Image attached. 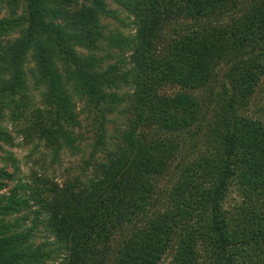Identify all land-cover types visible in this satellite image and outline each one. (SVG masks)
I'll use <instances>...</instances> for the list:
<instances>
[{
    "label": "trees",
    "instance_id": "16d2710c",
    "mask_svg": "<svg viewBox=\"0 0 264 264\" xmlns=\"http://www.w3.org/2000/svg\"><path fill=\"white\" fill-rule=\"evenodd\" d=\"M122 12L129 34L103 22ZM258 90L264 0H0V148L15 145L5 120L57 157L79 101L100 117L97 145L109 114L130 113L84 177L25 180L8 155L0 264H264Z\"/></svg>",
    "mask_w": 264,
    "mask_h": 264
},
{
    "label": "rangeland",
    "instance_id": "374dc122",
    "mask_svg": "<svg viewBox=\"0 0 264 264\" xmlns=\"http://www.w3.org/2000/svg\"><path fill=\"white\" fill-rule=\"evenodd\" d=\"M114 7L117 6L114 5ZM121 16L125 19V23L114 19L103 20V22L108 24L107 29L114 32L119 30L126 34L133 32L134 30L126 25L131 19L127 18L126 13L124 12L121 13ZM105 46L107 50L111 51V53L119 52L117 48L115 50H113V48H107L108 43H105ZM108 59L110 62L117 60L116 58ZM33 65L34 62L32 61L28 64V67L31 68ZM28 77L31 92L36 101H39L42 97L41 93L45 88L43 86H37L36 81L30 72ZM124 91H130V88L126 87ZM121 93H123V91ZM262 96V92L258 90L257 94L250 102L248 113L264 120V99ZM123 107L125 108L127 105L122 104L121 108ZM77 112L81 123L74 129L76 135L75 144L73 147H65L57 157L54 156L53 149L48 147L44 141H25L22 133L18 131V128L5 120L4 125L15 136V145L10 146L4 144L3 148H0V166H7L9 170H14L15 166L13 162L8 160V155L12 153L16 159V165L19 167L18 174L25 180L31 179L35 172L39 175H50L60 183L77 176L84 177L83 172L86 170L85 167H87L86 161L88 159H91L92 161V156H94L95 160L102 158L106 151L111 149L112 146L119 141L121 138V130L129 128L126 123L127 120H129L130 113H128L127 110L119 109L115 113L109 114L105 123V142L97 145L99 135L101 134L100 117H97V111L91 108L85 101H79ZM204 132H208L207 128L204 129ZM203 140L204 135L202 133L198 141L200 147L203 145V143H201ZM93 167V164L88 165L87 168L89 171L87 173L90 174L93 171ZM13 184L14 183H11V186ZM4 192H6V189ZM41 235L45 234L42 232L40 233V236ZM48 238L54 241L53 236ZM40 240H43V238L39 237L38 241ZM59 260L60 259L52 261L50 264H59Z\"/></svg>",
    "mask_w": 264,
    "mask_h": 264
}]
</instances>
